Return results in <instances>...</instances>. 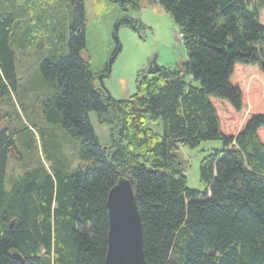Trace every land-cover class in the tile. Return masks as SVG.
I'll return each instance as SVG.
<instances>
[{"label":"trees","instance_id":"trees-1","mask_svg":"<svg viewBox=\"0 0 264 264\" xmlns=\"http://www.w3.org/2000/svg\"><path fill=\"white\" fill-rule=\"evenodd\" d=\"M46 1L0 0V107L25 104L17 69L33 59L42 116L91 164L69 172L46 152L48 168L27 166L6 189L7 162L20 156L16 133L0 127V264H103L119 178L135 196L146 264H264V0H156L187 64L138 73L124 100L103 86L110 64L94 73L81 56L83 0ZM90 112L110 126V145L97 142ZM146 119L161 121V135ZM214 140L224 149L201 160V189H188L180 146Z\"/></svg>","mask_w":264,"mask_h":264},{"label":"rangeland","instance_id":"rangeland-1","mask_svg":"<svg viewBox=\"0 0 264 264\" xmlns=\"http://www.w3.org/2000/svg\"><path fill=\"white\" fill-rule=\"evenodd\" d=\"M83 9L85 49L81 56L89 59L94 73L105 72L106 66L110 64L109 75L102 82L114 100H124L131 96L135 90L137 74H145L150 66L175 68L186 61V51L178 29L156 0H138L135 7L127 6L126 9L111 0H83ZM122 19L137 23L136 29L130 25L117 27V22ZM117 43L120 51L113 58ZM34 71L33 59H21L17 69L20 77L17 96L22 99L26 94L27 101L23 104L13 98L12 104L0 107V115L7 113L9 116V121L1 122L0 127L6 126L16 133L14 144L20 156L19 161L10 158L7 162L6 189L27 166L34 168L39 163L48 168L51 161L45 158L46 152L53 159L66 163L69 172L91 164V161L78 158L77 142L42 116V108L37 99L39 94L35 90L37 83ZM88 117L99 145H110V126L100 124L94 112H90ZM145 126L156 134L162 133L161 121L155 126L146 119ZM223 149L219 140L204 141L194 148L180 146V154L187 166L185 177L188 189H201V160Z\"/></svg>","mask_w":264,"mask_h":264},{"label":"water","instance_id":"water-1","mask_svg":"<svg viewBox=\"0 0 264 264\" xmlns=\"http://www.w3.org/2000/svg\"><path fill=\"white\" fill-rule=\"evenodd\" d=\"M187 61L180 67L185 68ZM159 67L150 66L153 72ZM108 229L103 264H146L142 227L129 180L119 178L106 198Z\"/></svg>","mask_w":264,"mask_h":264}]
</instances>
